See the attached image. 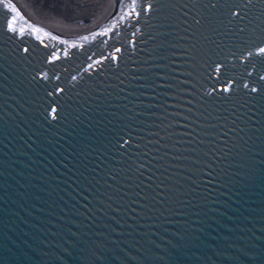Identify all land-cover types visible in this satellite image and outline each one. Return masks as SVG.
Instances as JSON below:
<instances>
[{
	"label": "water",
	"instance_id": "water-1",
	"mask_svg": "<svg viewBox=\"0 0 264 264\" xmlns=\"http://www.w3.org/2000/svg\"><path fill=\"white\" fill-rule=\"evenodd\" d=\"M121 6L0 0V264H264V0Z\"/></svg>",
	"mask_w": 264,
	"mask_h": 264
},
{
	"label": "bare ground",
	"instance_id": "bare-ground-1",
	"mask_svg": "<svg viewBox=\"0 0 264 264\" xmlns=\"http://www.w3.org/2000/svg\"><path fill=\"white\" fill-rule=\"evenodd\" d=\"M34 28L71 39L91 34L122 9L124 0H7Z\"/></svg>",
	"mask_w": 264,
	"mask_h": 264
}]
</instances>
